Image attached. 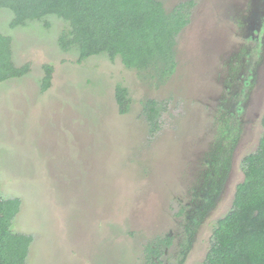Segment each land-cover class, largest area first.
<instances>
[{
  "label": "rangeland",
  "instance_id": "374dc122",
  "mask_svg": "<svg viewBox=\"0 0 264 264\" xmlns=\"http://www.w3.org/2000/svg\"><path fill=\"white\" fill-rule=\"evenodd\" d=\"M160 1L167 10L191 3L174 71L160 81L118 57L78 62L58 45L67 22L56 16L49 27L11 29L12 13L0 9L13 63L29 65L0 82V199H20L11 231L33 238L25 264H150L147 248L166 237L156 264L203 263L212 225L243 180L240 161L262 133L264 0ZM44 65L52 75L42 91ZM117 85L128 91L125 113ZM149 99L160 106L154 129ZM222 113L237 141L216 193L206 188V161Z\"/></svg>",
  "mask_w": 264,
  "mask_h": 264
},
{
  "label": "trees",
  "instance_id": "16d2710c",
  "mask_svg": "<svg viewBox=\"0 0 264 264\" xmlns=\"http://www.w3.org/2000/svg\"><path fill=\"white\" fill-rule=\"evenodd\" d=\"M190 5L179 3L167 10L160 0H0V9L12 13L11 29L34 20L49 27L47 17L56 16L67 22L61 26L58 45L64 51L73 49L78 62L94 55L110 61L118 57L125 67L156 75L159 81L174 71L175 38L190 21ZM28 71L27 63H13L11 36L0 32V82L22 77ZM51 75L52 66L44 65L42 91L49 88ZM115 99L119 111L127 112L126 87H115ZM159 108L154 99L146 101L145 114L152 129L159 124ZM226 115L222 113L221 131L216 136L218 149L209 160L213 178L227 176L237 141L236 135H230L232 127ZM260 123L257 148L240 161L243 180L235 187L230 210L212 225L202 264H264V112ZM225 138L229 139L227 144ZM19 207V198L0 199V264H25L33 238L11 231ZM171 240L166 237L155 248L149 245L147 259L162 253Z\"/></svg>",
  "mask_w": 264,
  "mask_h": 264
},
{
  "label": "flooded vegetation",
  "instance_id": "af4514ba",
  "mask_svg": "<svg viewBox=\"0 0 264 264\" xmlns=\"http://www.w3.org/2000/svg\"><path fill=\"white\" fill-rule=\"evenodd\" d=\"M217 148L216 149H218V145H215ZM215 152V151H214ZM214 152L212 151L211 153H210V155H209V158L207 159V161H206V164L208 165L207 166V168L210 170L209 171V173L208 174H210L209 175V177H212L213 175H214V172L212 171L213 169L211 168V164L209 163V160L211 161L212 160V158H213V154H214ZM212 169V170H211ZM221 169H223L222 167H221ZM207 174V175H208ZM212 181H209L207 184H206V188H208V190H210L211 189V191H213V192H216V193H219L220 192V190H221V187H220V181L222 180V178H220V177H212ZM218 186V187H217ZM210 188V189H209ZM212 189H214V190H212ZM205 195H208V191H205V193H204ZM205 205H201V207H204ZM201 217H200V215L199 216H197V218H195L196 220H199ZM199 222H200V220H199ZM199 222H197L196 223V225L199 223ZM192 228L193 227H190V228H187V231H188V233H190L191 234V230H192ZM211 230H212V228H211ZM211 233V232H210ZM210 235V234H209ZM209 239H210V236H209ZM208 247H209V240H208ZM165 251L166 250H163V252L161 253H159L158 255H151L150 256V262H151V264H156V262L155 261H153V257L155 256V257H158L160 254H164L165 253ZM189 252V251H188ZM188 252H187V254H188ZM207 253V252H206ZM206 255V254H205Z\"/></svg>",
  "mask_w": 264,
  "mask_h": 264
}]
</instances>
